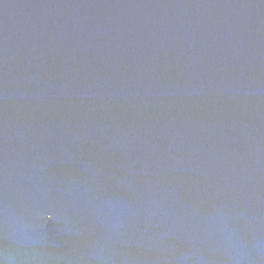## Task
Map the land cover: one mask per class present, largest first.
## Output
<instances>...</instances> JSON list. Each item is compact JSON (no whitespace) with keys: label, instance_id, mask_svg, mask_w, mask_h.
Instances as JSON below:
<instances>
[{"label":"water","instance_id":"1","mask_svg":"<svg viewBox=\"0 0 264 264\" xmlns=\"http://www.w3.org/2000/svg\"><path fill=\"white\" fill-rule=\"evenodd\" d=\"M0 264H264V0H0Z\"/></svg>","mask_w":264,"mask_h":264}]
</instances>
